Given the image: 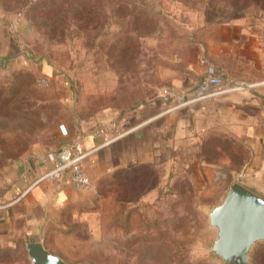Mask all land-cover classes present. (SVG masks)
Returning <instances> with one entry per match:
<instances>
[{"label":"rangeland","instance_id":"1","mask_svg":"<svg viewBox=\"0 0 264 264\" xmlns=\"http://www.w3.org/2000/svg\"><path fill=\"white\" fill-rule=\"evenodd\" d=\"M252 35L264 36V0H0V172L58 146L61 124L104 110L123 124L162 88L178 96L194 65L204 75ZM157 167L111 173L38 239L67 264H227L209 213L233 178ZM26 243L0 244V264H32ZM246 264H264V241Z\"/></svg>","mask_w":264,"mask_h":264},{"label":"crops","instance_id":"2","mask_svg":"<svg viewBox=\"0 0 264 264\" xmlns=\"http://www.w3.org/2000/svg\"><path fill=\"white\" fill-rule=\"evenodd\" d=\"M252 36L226 58H213L225 82L206 92L222 93L193 100L204 77L194 65L195 77L175 84L176 92L193 100L189 104L179 106L181 94L165 96L162 88L128 111L123 124L116 123V110H104L73 127L61 124L58 146L6 166L0 172V244L41 242L38 238L49 230L62 229L65 220L86 211L101 183L123 167L158 166L157 172H207L213 178L227 174L232 183L264 197V36ZM104 137L114 141L103 145ZM62 146L85 156L88 190L73 189L66 178L35 183L52 167L46 155Z\"/></svg>","mask_w":264,"mask_h":264},{"label":"water","instance_id":"3","mask_svg":"<svg viewBox=\"0 0 264 264\" xmlns=\"http://www.w3.org/2000/svg\"><path fill=\"white\" fill-rule=\"evenodd\" d=\"M216 230L215 256L227 264H246L253 244L264 241V200L238 183H232L218 206L209 213ZM32 264H67L47 251L41 242L25 245Z\"/></svg>","mask_w":264,"mask_h":264},{"label":"built area","instance_id":"4","mask_svg":"<svg viewBox=\"0 0 264 264\" xmlns=\"http://www.w3.org/2000/svg\"><path fill=\"white\" fill-rule=\"evenodd\" d=\"M225 78L217 72L214 67H208L205 71L202 82L197 87L196 96L193 100H200L222 93V90L207 93L210 88H219L224 85ZM42 83V82H41ZM179 106L187 105L190 101L185 100L184 95L178 96ZM114 139L103 138V145H109ZM84 155L78 154L72 146H62L57 151L46 155L45 160L51 164V169L40 176L35 183L42 181H60L67 179L70 186L77 191H85L91 187V181L87 176L83 166L82 159Z\"/></svg>","mask_w":264,"mask_h":264}]
</instances>
